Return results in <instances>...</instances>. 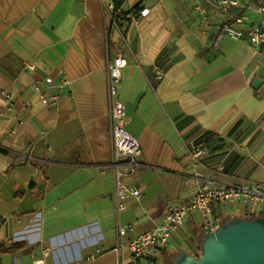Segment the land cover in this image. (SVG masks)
<instances>
[{
  "label": "crops",
  "instance_id": "obj_1",
  "mask_svg": "<svg viewBox=\"0 0 264 264\" xmlns=\"http://www.w3.org/2000/svg\"><path fill=\"white\" fill-rule=\"evenodd\" d=\"M237 2L221 11L201 0V14L195 0H120L128 17L113 24L99 0H0V244L20 246L0 253V264H120L128 242L154 227L167 204L196 191L195 173L264 182V44L221 32L225 22L242 16L245 28L260 13ZM143 8L151 13L142 16ZM117 55L127 59L118 97L146 164L123 177L141 195L121 211L107 164L106 64ZM35 85L54 103H43ZM192 139L210 148L199 165L189 156ZM213 212L220 225L263 217L264 207L226 202ZM185 217L169 246L141 264L198 256L201 218ZM127 225L134 229L119 235Z\"/></svg>",
  "mask_w": 264,
  "mask_h": 264
},
{
  "label": "built area",
  "instance_id": "obj_2",
  "mask_svg": "<svg viewBox=\"0 0 264 264\" xmlns=\"http://www.w3.org/2000/svg\"><path fill=\"white\" fill-rule=\"evenodd\" d=\"M104 12L108 14L113 24H117L119 18L128 17L124 14L117 2L120 0H99ZM195 8L204 14L200 5L201 0H195ZM221 11H227L230 7L238 5L237 0H207ZM260 13V19L253 24L242 27V16L225 22L221 26V32L232 39H247L251 44L263 46L264 44V4L254 7ZM150 9L143 8L142 16H148ZM127 65L124 55H117L108 59L107 70V94L109 102V121L112 138V158L107 163L114 177V192L118 198L117 210L126 207V200L139 198V187H129L123 182V177L133 176L146 167L140 159L141 148L137 137L127 129V112L125 103L118 97V84L122 77L123 68ZM34 69L32 64H27ZM160 77V73H158ZM35 91L43 103H54L52 98H47L41 89L35 85ZM2 95L10 104L13 94L7 90ZM189 156L194 165H199L209 156L210 148L198 139H192L187 143ZM224 164L217 166V171H224ZM196 191L191 195L167 204L160 221L150 229L140 231L128 242L127 253L121 257L120 264H141V261L149 256L155 248L169 246L170 240L182 229L185 216L190 212H197L201 218V230L204 233L213 231L219 225L214 218L213 208L216 204L232 203L242 205L244 208L256 206L264 207V182H248L247 184H225L200 173H195ZM134 229L133 225L122 226L118 229L119 235H125ZM47 254V252L45 253ZM33 264H45L43 259H37ZM150 264H156L152 262Z\"/></svg>",
  "mask_w": 264,
  "mask_h": 264
},
{
  "label": "water",
  "instance_id": "obj_3",
  "mask_svg": "<svg viewBox=\"0 0 264 264\" xmlns=\"http://www.w3.org/2000/svg\"><path fill=\"white\" fill-rule=\"evenodd\" d=\"M174 264H264V217L225 221L204 233L198 256L183 254Z\"/></svg>",
  "mask_w": 264,
  "mask_h": 264
},
{
  "label": "trees",
  "instance_id": "obj_4",
  "mask_svg": "<svg viewBox=\"0 0 264 264\" xmlns=\"http://www.w3.org/2000/svg\"><path fill=\"white\" fill-rule=\"evenodd\" d=\"M118 6V3H117ZM4 152V151H3ZM264 217V216H263ZM18 245L12 244L10 246H6L5 244H0V253H13L15 252L17 249L19 250Z\"/></svg>",
  "mask_w": 264,
  "mask_h": 264
},
{
  "label": "rangeland",
  "instance_id": "obj_5",
  "mask_svg": "<svg viewBox=\"0 0 264 264\" xmlns=\"http://www.w3.org/2000/svg\"><path fill=\"white\" fill-rule=\"evenodd\" d=\"M241 2L253 3L255 5H263L264 0H239Z\"/></svg>",
  "mask_w": 264,
  "mask_h": 264
}]
</instances>
